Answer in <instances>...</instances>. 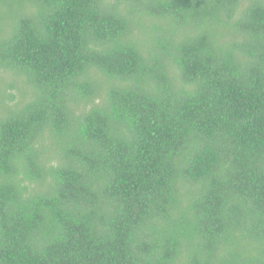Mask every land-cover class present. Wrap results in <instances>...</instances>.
I'll return each instance as SVG.
<instances>
[{
  "label": "trees",
  "instance_id": "trees-1",
  "mask_svg": "<svg viewBox=\"0 0 264 264\" xmlns=\"http://www.w3.org/2000/svg\"><path fill=\"white\" fill-rule=\"evenodd\" d=\"M0 264H264V0H0Z\"/></svg>",
  "mask_w": 264,
  "mask_h": 264
},
{
  "label": "rangeland",
  "instance_id": "rangeland-1",
  "mask_svg": "<svg viewBox=\"0 0 264 264\" xmlns=\"http://www.w3.org/2000/svg\"><path fill=\"white\" fill-rule=\"evenodd\" d=\"M7 92H8V94H13V95H16L17 97H20V93L17 91L16 88H14V89H8Z\"/></svg>",
  "mask_w": 264,
  "mask_h": 264
}]
</instances>
